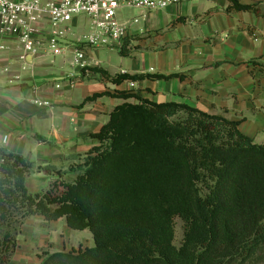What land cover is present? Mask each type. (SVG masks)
Wrapping results in <instances>:
<instances>
[{"label": "trees", "instance_id": "16d2710c", "mask_svg": "<svg viewBox=\"0 0 264 264\" xmlns=\"http://www.w3.org/2000/svg\"><path fill=\"white\" fill-rule=\"evenodd\" d=\"M228 1V12L264 16L258 4ZM142 38L128 37L120 55L133 56ZM90 71L117 85L174 76ZM106 94L123 102L89 135L95 143L74 155L71 180L56 164L0 145V264H9L17 248L14 220L33 216L64 218L71 229L90 230L95 241L48 252L41 264H230L254 254L264 243V143L244 134L239 121L185 102L121 89L84 102ZM36 173L58 177L32 191Z\"/></svg>", "mask_w": 264, "mask_h": 264}, {"label": "crops", "instance_id": "0c3cea01", "mask_svg": "<svg viewBox=\"0 0 264 264\" xmlns=\"http://www.w3.org/2000/svg\"><path fill=\"white\" fill-rule=\"evenodd\" d=\"M240 2L264 10V0ZM228 5V0H191L162 11H138L147 26L137 21L130 27L143 36L138 46L147 49L131 57L120 55L118 65L101 59L98 49L88 50V57L112 75H174L125 82L152 101L185 102L239 121L244 134L264 143V16L228 12ZM150 13H156L154 24L146 15ZM178 19L184 21L174 23ZM67 42L65 54L55 58L28 55L23 60V48L15 38L5 39L6 48L0 51V145L36 163L73 161L75 154L95 143L89 135L99 131L123 102L106 96L84 102L107 89L97 81L98 75L82 76L74 65L72 37ZM36 99L49 105H39ZM56 221V230L69 231L64 218ZM53 239V252L64 250L59 234Z\"/></svg>", "mask_w": 264, "mask_h": 264}, {"label": "built area", "instance_id": "2783aa9c", "mask_svg": "<svg viewBox=\"0 0 264 264\" xmlns=\"http://www.w3.org/2000/svg\"><path fill=\"white\" fill-rule=\"evenodd\" d=\"M191 0H0V51L4 40L15 38L23 48L22 59L28 55L55 58L64 55L72 37L74 65L91 75L88 50L115 47L135 35L130 25L134 19L122 20L124 10L142 13L166 10L170 6ZM81 15L90 20V30L84 38L74 39L71 21ZM35 102L49 105L47 101ZM6 139V137H5Z\"/></svg>", "mask_w": 264, "mask_h": 264}, {"label": "rangeland", "instance_id": "374dc122", "mask_svg": "<svg viewBox=\"0 0 264 264\" xmlns=\"http://www.w3.org/2000/svg\"><path fill=\"white\" fill-rule=\"evenodd\" d=\"M138 11L139 10L137 9L124 10L122 20H130V22H132L134 19H137L139 24L146 27L147 21L141 16V14ZM146 15L149 16L150 23L152 24L156 23V19H155L156 13H150ZM71 23L75 27L74 28L75 36H73L74 39L84 38L85 35L90 30V20L85 15H81L73 19ZM134 23L138 24L137 22ZM148 47L139 46L133 53L144 51ZM97 49L99 50L98 56L101 59H105V60L107 59L110 62L115 63L116 65L119 64L118 60H120L121 57L119 50L117 48L100 47V48H96V50ZM95 53H97V51H95ZM91 60L92 59L89 58V62L94 61ZM95 62L97 61H94L92 66L100 67V65L95 64ZM69 68L70 70L73 71L76 70L72 66ZM97 81L105 84L107 90L104 92L114 93L121 89V90H132L137 93V91L139 92L141 90L139 88L134 87L133 85H132L133 87H129L127 82H123L122 84L117 85L111 82L110 80L101 77H99ZM103 96H106L107 98L113 97L111 95L106 94V95L98 96L96 99L92 101H98ZM77 97H80V92L77 93ZM69 164H71L70 161L64 162L62 164L59 163L58 167L63 168V172H64L63 176L71 180L73 175L71 173L68 174ZM57 177H58L57 174H54L53 176H46L44 173L41 174L36 173L30 179L31 190L37 191L43 188L46 189L50 187V185ZM17 220L16 219L14 220L13 225L11 227L17 239V248L15 252L12 254L9 264H41L44 256L48 252H53V250H55L56 244L53 238L55 235L58 236V234H59L58 244L60 245V248L64 250L87 247V242L89 246L95 245L93 234L88 229H86L85 231V230H75L70 228L69 231L67 232L61 231V229L56 230L58 227L57 221L55 222L47 221L41 216L30 217L27 220H25L23 224H20L19 221ZM176 222H177V227H176L177 240L179 241L182 239V235H183L182 220L180 218H176ZM55 231H57V234L55 233ZM246 258L248 259L243 260V258H238L236 260L230 261L231 262L230 264H243L242 262H247L246 264H264V243H261L260 247L256 248V252L254 254H251Z\"/></svg>", "mask_w": 264, "mask_h": 264}]
</instances>
